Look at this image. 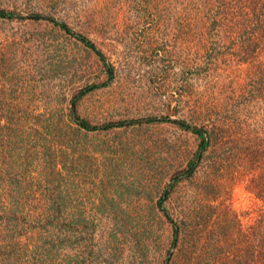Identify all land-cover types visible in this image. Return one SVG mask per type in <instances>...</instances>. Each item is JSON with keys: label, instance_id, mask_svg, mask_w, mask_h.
<instances>
[{"label": "rangeland", "instance_id": "374dc122", "mask_svg": "<svg viewBox=\"0 0 264 264\" xmlns=\"http://www.w3.org/2000/svg\"><path fill=\"white\" fill-rule=\"evenodd\" d=\"M0 8L63 19L113 65V78L77 101L81 117L93 124L141 120L80 139L83 156L95 149L101 174L104 157H113V178L104 185L101 174L91 179L86 160L74 180L83 216L104 219L94 243L107 247L113 232V264H169L179 250L171 243V223L152 204L194 158L199 139L173 122H146L154 117L223 130L194 177L178 183L164 202L173 218L184 205L207 214L196 220L202 224L195 226L190 248L184 247L190 259L178 253L180 264H264L258 241L264 217V49L252 51L251 44L241 57L220 53L208 60L213 35L204 28L181 29L180 7L162 2L152 8L156 25L140 0H0ZM0 57L5 106L67 109L80 89L109 76L90 49L45 20H0ZM205 112V120L194 116Z\"/></svg>", "mask_w": 264, "mask_h": 264}, {"label": "trees", "instance_id": "16d2710c", "mask_svg": "<svg viewBox=\"0 0 264 264\" xmlns=\"http://www.w3.org/2000/svg\"><path fill=\"white\" fill-rule=\"evenodd\" d=\"M140 2L147 7L149 13H153V16L149 14L150 19L147 20L154 22V25L158 23L159 15L154 14L152 10L162 2L167 6L172 4L180 7L181 16L178 21L181 29L197 27L208 30L210 36L213 35L211 44L206 49L208 60L212 56L217 58L220 53L229 56L228 59L241 57L249 51L251 44H254L252 51L259 47L261 50L264 49V0H140ZM14 19L35 22L45 20L52 23L90 49L102 61L109 76L103 83L89 84L80 89L73 96L67 109L63 107L39 109L0 104V264H113V232L110 230L108 233L110 239L107 247L94 243L96 238H100L98 232L104 219L83 216L81 203L75 196L79 185L74 183V180L76 177L79 179L82 172L80 164L84 160L90 164L88 173L91 174V179H97L101 174L97 156L94 155L95 149L83 156L86 148L80 139L88 132L99 133L121 126L141 124V120L127 119L93 124L81 117L77 113V101L106 85L114 76L113 65L106 60L103 52L88 36L74 30L63 19L38 12L22 15L15 10L0 8V20ZM224 38L230 40L227 47L222 44ZM223 48L226 50L223 51ZM4 65V59L0 57V68ZM197 114L194 116L199 120L208 117V112ZM150 121L176 123L181 128L194 132L199 139L194 158L185 168L174 173L173 181L152 204V207L163 213L173 227L171 243L179 250L168 257L169 264H180L178 253L185 259H190L191 252L184 250V247L190 248L195 226L202 224V222L197 224L196 220L201 221L207 214L203 210L184 205L180 208V213L177 212V217L173 218L164 202L172 197L178 183L194 177L204 161V153L210 145L221 140L223 130H218L215 126L208 128L204 125L191 124L186 119L154 117L146 120ZM104 158L105 162H102V165L105 166L100 185H104L107 178H113V157ZM68 160H71L72 167L67 166ZM74 172L77 175H74ZM93 182L95 181L92 180L90 183ZM71 197L75 203L73 200L70 201ZM108 222L113 224V218ZM123 223L128 224V221L123 220ZM258 228V241L261 247L259 254L264 261V217L259 220ZM185 242L188 244H184ZM188 261L190 264V260Z\"/></svg>", "mask_w": 264, "mask_h": 264}]
</instances>
